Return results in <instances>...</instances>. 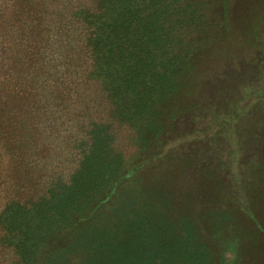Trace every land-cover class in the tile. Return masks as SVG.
Instances as JSON below:
<instances>
[{
    "label": "rangeland",
    "instance_id": "obj_1",
    "mask_svg": "<svg viewBox=\"0 0 264 264\" xmlns=\"http://www.w3.org/2000/svg\"><path fill=\"white\" fill-rule=\"evenodd\" d=\"M49 1L47 19L53 31L58 33V36H54L58 41L53 44L54 59L46 77L55 88H45L42 98L44 110L41 112L45 116L41 137L30 133L26 139H22L18 133L10 140L0 141V264H24L19 263L18 248L12 246L21 242V239L16 237V232L8 226V222L14 225L18 223L17 215L29 224L35 222L37 215L31 213L33 207L25 204L39 201V197L51 187H58L59 183L73 181L76 169L81 165L96 169L94 157L99 152H112L119 148L123 157L117 163L121 165L117 170L123 169V172H128L140 161L143 153L141 146L155 118H158L160 109L150 114L151 103L147 105L141 98L142 93H136V90L143 91V86L139 89L136 87L145 78L156 77L155 84L166 81L172 83L166 76L170 75L171 68L168 73L163 71L159 74L161 62L157 59V67L153 71L149 65L142 70L137 67L143 61L140 52L141 48L147 46V37L155 40V53L162 52L166 42L156 39L161 31L159 28L153 29L151 25L142 23L140 34L148 35L142 47L135 44L124 47L122 44L117 49L120 45L118 39L130 33L127 22L135 16L132 9L141 0H110L114 6H106L113 27L118 28V34L113 33L111 26L108 27V34L112 37L108 38L107 60L102 62L96 61L91 49L86 47L88 41L84 38L83 29L86 16L99 13L105 3L101 0ZM120 6L124 10L118 12ZM218 8L221 15L217 16V23H225L226 27L218 23L216 28L207 30L202 48L191 55L190 66L199 68L197 83L191 82L195 76L192 78L190 70H183L181 77L187 79L174 93L176 100L179 99L177 103L180 104L181 99L183 105L187 106L185 111H189L196 109L201 102L202 105L204 99L207 100L212 93L214 96L218 90L223 91V97L228 91H234L239 96L242 87L247 85L252 90L249 95L245 93L247 99H240L244 110L232 122L224 121L225 118L231 119V116L226 113L223 103L220 117H216L218 106L223 102L216 100L215 105L206 108L204 115H190L191 120L188 122L180 120L166 137L164 150H172V158L165 167L166 171L161 172L160 179L155 177V169L149 170L152 173L148 174L144 169L134 172L126 178L118 197L103 210L113 219L129 209H135L138 201L145 203L148 199H157L163 202L166 197V201L172 202L170 216L178 223L183 216H194L196 203L206 204L208 207L203 206L195 213L206 219V228L218 239L224 263L264 264V54L256 48L264 44V0H219ZM224 34L227 35L225 38H230L225 39ZM94 41L92 39V43ZM175 59H167L166 67L176 65ZM184 91L192 93L184 94ZM136 101H139V105L134 107ZM212 101L213 98L208 104ZM162 106L168 111L174 108V102L167 100ZM247 107L248 110L245 109ZM138 114L141 116L137 117ZM135 120L140 121L138 125L134 124ZM143 121H146V125L140 131L138 128H141ZM93 122L105 124L108 131L99 134L96 130L95 136L88 135ZM233 122L255 127L248 132L245 127V133L238 140L234 131L221 135L224 129L231 128ZM238 141L246 148L242 156L232 152ZM9 145L12 161L6 166L4 164L9 157L5 146ZM242 173L251 178L250 181L246 178V185L253 183L256 190L260 186L259 192L253 187L252 191L249 190V194L252 192L249 199L262 231L254 221L244 218L236 210L227 208L231 211L224 213L222 207L210 208L212 203L220 202L218 188L231 195L236 194L238 178ZM180 181L183 184L181 187ZM199 186L213 191L216 188L217 193H199ZM98 196L103 197L102 191L95 194V198ZM46 202L41 200L33 204ZM6 204L14 210L22 207L20 213L13 214L17 216L16 221L13 215L11 220L5 216ZM90 215L93 216V212ZM94 224L96 229L100 223L96 219Z\"/></svg>",
    "mask_w": 264,
    "mask_h": 264
},
{
    "label": "trees",
    "instance_id": "obj_2",
    "mask_svg": "<svg viewBox=\"0 0 264 264\" xmlns=\"http://www.w3.org/2000/svg\"><path fill=\"white\" fill-rule=\"evenodd\" d=\"M156 1L158 2L141 0L133 7L135 16L127 22V30L130 33L123 38L120 37L118 39L120 45L117 46L119 49L122 44L124 47L135 44L141 48L143 40L148 36L140 34L143 29L142 23L151 25L153 29L159 28L161 31L156 39L166 42L165 46H162V52L155 53V40L147 37V46L141 48L140 52L144 57L137 66L140 70L145 69L147 65L151 71L155 70L157 67L155 59H157L161 62L158 67L159 74L163 71L168 73L171 68V73H168L170 75L166 76L172 80V83L166 81L155 84L156 77L145 78L136 87L139 89L143 86V91L136 90V93H142L141 98L147 105L151 103L150 114L160 109L158 118H155V123L141 146L143 153L140 161L128 172H123V169L117 170L120 165L117 163L121 162L123 157L119 148L113 149L112 152H99V155L94 157L96 169L81 165L76 169L73 181L59 183L58 187H51L45 195L39 197V201L25 204L33 207L31 213L37 215V219L34 220L36 224L23 221L20 215H17V219V216L13 214L20 213L22 207L14 210L6 204L5 216L10 219L13 215V220L18 221L15 225L8 222V226L16 232V237L21 239V242L12 244L13 247L18 248L19 263L225 264L224 256L221 255V249L218 246V239H215L206 228V219L195 213L203 206L208 207L206 204L196 203L194 216L188 217L189 219L183 216L178 223L170 216L169 208L172 202L166 201V197L163 202L157 199H148L149 201L145 203L138 201L135 209H129L113 219L103 210L118 197L126 178L134 172L144 169V172L148 174L152 173L149 170L155 169V177L160 179L161 172L166 171L165 167L172 158V150L165 151L164 145L167 135L171 133L175 124H178L180 120L188 122L189 119L191 120L190 115L191 117L204 115L206 108L215 105L216 100L223 101L221 106H218L216 117H220V108L225 103L223 107L226 113L230 114L231 119L225 118L224 121L232 122L237 118L236 115L244 110L240 99H247L252 90L245 85L239 96L234 94V91H228L226 97H223L222 90L214 91L216 92L214 96L212 93L207 97L208 101L213 98L212 103L208 104L206 99H202L203 104L201 105V102L196 109H192V113L188 114L192 110L185 111L187 106L183 105L184 101L181 99V103H177L179 99L176 100L174 92L187 79L184 80L181 77L183 70H190L192 78L195 76L191 82L197 83L196 76L199 68L196 65L190 66L191 55L198 52V48H202V41L205 40L207 30L213 29L218 23L221 27H226L225 23L223 25L220 22L217 23V16L221 15L218 8L219 0ZM101 2L105 5L99 13L86 16L83 29L84 38L88 41L86 47L91 49L92 56L99 62L107 60L109 53L108 38L110 39L112 35L108 34V27L111 26L113 33L118 34V28L113 27L106 8L108 5H114L110 0H101ZM49 3V0H0V141L10 140L18 133L21 134L22 139H26L30 133L41 137L45 116L41 112L44 110L42 98L45 88H55L46 77L54 59L53 44L58 41L54 37L58 36V33L53 31L47 19ZM121 10H124L123 6L119 7L118 12ZM94 29L95 32H93ZM170 35L171 41H169ZM195 36L198 39L193 41ZM225 36L227 35L224 34V38ZM228 38L230 37L225 39ZM92 39H95L93 43ZM256 48L264 54V44ZM174 57L176 65L166 67L167 59ZM230 66L233 65L230 64ZM257 72L259 74V70ZM89 77L91 78V75ZM191 93L192 91H184V94ZM62 98L65 99L64 95ZM167 100L174 102V108L168 111L162 106ZM138 105L139 101H136L134 107ZM140 116V114L137 115V117ZM139 122L135 120L134 124L138 125ZM144 124L146 125V121H143L141 128H138L140 131ZM104 126L105 124L93 122L92 126L91 124L89 126L88 135L95 136L96 130L99 134L107 132V126ZM245 127L248 132L255 126H243L233 122L231 128L224 129L221 135L234 131L235 138L238 140L245 133ZM10 148V145L5 146L9 157L4 164L6 166L12 161L9 155ZM245 150L246 148L238 141L236 149L232 152L236 156H242ZM246 174L248 175L247 172ZM246 174L242 173L238 178L239 185L235 195L218 188L221 195L220 202L212 203L210 208L222 207L224 213L236 210L244 218L254 221L262 231L258 215L249 199L252 195V192L249 194L251 189L256 190V187H253L255 186L253 183L246 185V178L251 180ZM179 185L180 187L183 185L182 181ZM259 188L260 186L257 192L261 190ZM214 189L213 191L204 186L198 187L199 193L208 191L212 195L217 193V189ZM96 191H102L103 197L95 198ZM226 196L230 198L227 199ZM41 200H47V202L33 204ZM227 208L231 210H226ZM91 212L93 216L90 215ZM96 213L99 215L95 216ZM85 217V220L80 221ZM96 219L100 224H96L98 226L95 229ZM209 244L215 247H210Z\"/></svg>",
    "mask_w": 264,
    "mask_h": 264
}]
</instances>
